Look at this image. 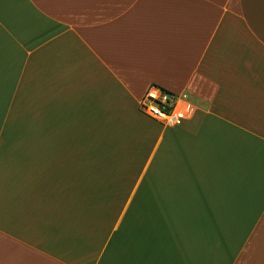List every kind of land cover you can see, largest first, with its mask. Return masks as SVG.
<instances>
[{
	"label": "crops",
	"instance_id": "1",
	"mask_svg": "<svg viewBox=\"0 0 264 264\" xmlns=\"http://www.w3.org/2000/svg\"><path fill=\"white\" fill-rule=\"evenodd\" d=\"M0 264H264V0H0Z\"/></svg>",
	"mask_w": 264,
	"mask_h": 264
},
{
	"label": "built area",
	"instance_id": "2",
	"mask_svg": "<svg viewBox=\"0 0 264 264\" xmlns=\"http://www.w3.org/2000/svg\"><path fill=\"white\" fill-rule=\"evenodd\" d=\"M139 109L148 118L163 125H179L186 117L177 105L176 96L155 85L147 88L140 100Z\"/></svg>",
	"mask_w": 264,
	"mask_h": 264
}]
</instances>
